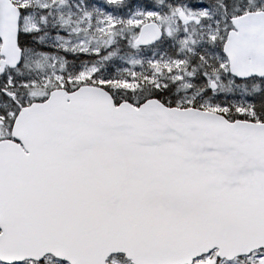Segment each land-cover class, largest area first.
<instances>
[{
  "label": "snow or ice",
  "instance_id": "obj_1",
  "mask_svg": "<svg viewBox=\"0 0 264 264\" xmlns=\"http://www.w3.org/2000/svg\"><path fill=\"white\" fill-rule=\"evenodd\" d=\"M0 264H264V0H0Z\"/></svg>",
  "mask_w": 264,
  "mask_h": 264
}]
</instances>
